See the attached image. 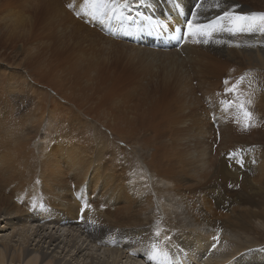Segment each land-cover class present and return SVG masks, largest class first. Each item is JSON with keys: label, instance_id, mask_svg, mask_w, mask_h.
Listing matches in <instances>:
<instances>
[{"label": "rangeland", "instance_id": "rangeland-1", "mask_svg": "<svg viewBox=\"0 0 264 264\" xmlns=\"http://www.w3.org/2000/svg\"><path fill=\"white\" fill-rule=\"evenodd\" d=\"M246 1L251 2L242 0L244 3ZM261 4H264V0H257V6ZM70 5L72 7H69ZM77 5V0H0V212L8 210L10 206L15 209L12 210L14 215L22 217L38 210L39 205L54 208L51 203L53 194L40 188L44 192L42 194L36 189L39 185H28L20 192L19 198V195L15 197L12 185L17 180L19 160L25 161L19 167L31 176L48 178L49 172L42 166V161L48 156V163L53 153L58 152L57 145H54L57 141L62 148V154H66L64 158L68 157V161H61L60 158L62 165L72 163L69 160L71 151L65 144L76 145L78 141L82 144L84 152L93 150L97 145L109 147L105 160L112 159L113 162L132 170H137L140 166H145L144 169L147 167L146 176L129 182L128 187L123 189L122 201L116 204L113 203L115 194L109 196L104 192V188L95 182L91 172L82 184H76L77 180L74 178L70 180L69 186L60 187L69 198L67 206L65 205L66 215L72 217L71 221L77 220L80 224L90 222L110 226L118 223L117 220L114 222L116 217L132 215L134 212L130 214L128 211L131 209L130 205L136 202L131 196L136 198L137 188L129 186L138 184L144 187L139 199L137 196L138 200L153 194L157 201L155 187L160 184L154 183L156 177L149 176L156 170L166 171L165 175H168V170L172 176L184 174L188 183H193L202 173V169H197V165H214L219 162L221 156H225L230 144L228 134L232 135V141H235L234 136L237 138L241 154L251 167L250 177L255 180L264 178L263 174L257 172L259 155L251 151L253 146L243 144L249 145L245 150L241 145L242 137L250 138L253 135L264 140V123L255 117L250 121L249 127H244V116L236 107L244 101L238 98V88L236 92H226L225 88L231 87L232 83L229 81L226 86L222 80L215 86V90L206 91L207 88L201 85V78L192 76L193 60L181 68L178 63L167 61V56L159 54L156 56L158 67L153 72H146L144 67L138 75L125 64L128 61L125 52L118 51L122 43L135 45L122 36L132 30L129 28L121 34L113 33L110 26H100L101 20L98 18L92 21L87 15L84 16ZM185 7L189 9L188 6ZM164 16L167 15L164 13ZM182 21L180 13L175 12L173 23L177 26L140 29L147 33L177 30L182 28ZM100 37L107 49H111L112 53L109 55L104 53L95 41ZM180 37L178 32L177 43ZM203 46L210 48L209 43ZM140 47L150 51L152 49L147 46ZM179 47L177 44L172 49L178 50ZM59 53L63 55L58 58ZM80 55L84 57V64L90 67V70L85 68L83 71L73 64L78 62ZM66 56H71L70 67H67L64 61ZM106 56L110 61L121 58L125 61H122L124 65L117 70H108L102 64V58ZM180 56L181 60L186 59L184 63L187 64L188 56L184 53ZM166 67H169L170 71L178 70L180 76L160 75L158 71ZM93 68L97 71L93 72ZM89 78L95 80L90 81ZM46 84L56 89L61 87L66 96L54 95V89L48 90ZM16 96L23 99L17 103V100H14ZM4 101H7L6 106ZM228 102L234 103L229 106ZM244 102L247 105L246 101ZM59 115L63 118L56 119ZM49 117L53 119H48ZM68 124L71 129L64 131L63 127ZM166 149L170 151H167V154ZM41 151L44 153L40 156ZM138 153H141V156ZM203 155L205 158H202ZM223 160L226 163L228 159ZM261 160H264V157ZM170 184V188L176 186L175 183ZM259 190V194H264V181ZM28 199L33 200L27 203ZM85 199L90 208L83 211V215L77 214L73 206ZM111 205L116 209L118 216L112 212ZM89 209L91 213H87ZM61 213L65 215L63 211ZM109 213L112 215L111 221L109 217L107 220L105 218V214ZM97 216H100L103 222L96 221ZM57 223L55 221L52 225L56 226ZM58 227V230L62 229ZM61 233L63 234L64 230ZM157 240L159 241L152 245V250L155 248L156 252L162 243L160 237ZM165 243L170 247L168 241ZM180 254H183V251L178 255ZM152 256L139 253L133 259H123L119 263L148 264Z\"/></svg>", "mask_w": 264, "mask_h": 264}, {"label": "bare ground", "instance_id": "bare-ground-1", "mask_svg": "<svg viewBox=\"0 0 264 264\" xmlns=\"http://www.w3.org/2000/svg\"><path fill=\"white\" fill-rule=\"evenodd\" d=\"M77 1V8L84 16L87 15L92 21L98 18L101 20L99 25H105L106 28L110 26L113 33L121 34L130 28L132 31L123 33L122 36L133 43L146 34L157 32H142L140 28L147 27L150 28L147 30H152V28L165 25L177 26L173 23L175 12H179L182 16L183 27L185 19H192V13L195 12L194 24L203 25L204 31L211 33L210 37L188 34L184 40L182 30L179 32L181 37L177 43L180 45L178 50L151 49L150 51L140 47L143 45L139 43L135 45L122 43L118 51L125 52L128 61L125 62L121 58L110 61L106 59L108 58L106 56L102 58V64L108 70H117L124 65L122 63L124 61L131 71L139 75L144 67L146 72H153L158 67V62H156L158 54L167 56V61H174L181 68L193 60L192 76L201 78V85L207 88L206 91L215 90V86L222 80L235 84L243 77L238 86L240 91L238 98L246 103L250 99L251 104L245 106L252 113L253 119L256 117L264 123V4L257 6V0H251L252 3L250 1L244 3L242 0H197L195 2L194 0H143V3L140 0H128L127 5L121 7L124 0ZM197 4L200 5L199 8L196 7ZM225 11L248 14L255 16L256 19L248 30L231 32L228 29L235 27L236 24L228 19H220ZM164 13L167 16H164ZM204 39L209 40V49L203 46L206 45L203 43ZM95 41L104 53L107 52L108 55L112 53L111 49H107L101 37L96 38ZM181 53L188 56L187 64L184 63L186 59L181 60ZM62 55L63 53H59L57 57ZM64 61L67 67L72 66L71 56H66ZM84 61V57L80 55L78 62L73 64L83 71L85 68L90 70ZM46 62L47 60L44 64ZM246 70L247 73H245ZM95 71L97 69L93 70ZM158 72L168 77L180 76L178 70L170 71L169 67ZM89 80L94 81L95 78H89ZM46 88L54 89L56 96H66L61 87L56 89L47 85ZM16 97L14 100H17V103L23 99L20 96ZM6 102H3L5 106ZM241 113L243 114L242 111ZM61 116L55 118H63ZM68 129H71L70 124L63 127L64 131ZM227 138L230 144L225 156H221L219 162L214 165L204 166L206 163L197 165L199 166L197 169H202V173L193 180V183H188L187 176L185 177L184 174L172 176L169 170L168 175H165L166 171L164 173L156 169L154 174L151 172L149 176L156 177L154 183L162 185L155 187L157 201L153 194L138 200L144 192V187L137 183L136 186H129L137 188L136 198L131 196L136 202L130 205L131 209L128 211L130 214L134 213L127 217H116L114 222L117 220L118 223L115 222L116 224L110 226L90 222L80 224L77 220L71 221L72 217L66 215L67 207H65L69 198L64 195L60 187L69 186L70 180L74 178L77 180L76 184H82L91 172L95 182L104 188V192L109 196L115 194L113 203L116 204L122 201L123 189L128 187L129 182L146 176L147 167L144 169L145 166L143 168L140 166L137 170H132V168L113 162L112 159L105 160L106 150H109V147L97 145L93 150L84 152L82 144L78 141L77 146L72 143L65 144L71 151L69 160L72 163L70 165L69 163L62 165L60 162V158L62 161L67 160L68 157L64 158L66 154H62L58 141L54 145H57L59 150L53 153L48 163L47 153L44 154L46 158L44 157L42 166L49 172L48 178L39 179L36 175L31 176L19 167L21 163H25L19 160L17 180L12 185L15 197L19 195L17 196L19 198L20 192H23L30 184L35 187L39 185L36 187L39 192H42L40 189L42 188L44 192L53 194L51 203L57 209L39 205L38 210L22 217L14 215L12 210L15 209L10 206L8 210L0 212V264H121L119 262L123 259L131 257L133 259L139 253L153 255L151 248L155 241L156 243L159 241L157 240L159 237L162 245L156 252L155 258L150 257L148 264H264V229L261 228L264 227V194H259V187L264 178L255 180L250 177L251 167L241 154L237 138L234 136L235 141H232L231 134H228ZM259 138L253 135L250 138L242 137L241 145L251 144V146L243 145L245 150L253 146L251 151L259 155L260 164L257 172L264 176V160H261L264 157V140ZM167 151L166 149V154ZM252 152L251 156L254 157ZM43 153L44 151H41L40 156ZM230 153L234 154L237 160H241L243 166L231 159ZM138 154L141 156V153ZM204 155L202 158H205ZM110 157L112 158V154ZM223 158L228 159L226 163ZM102 181H104L103 184ZM170 183H175L176 186L170 188ZM31 200L33 199H28L27 203ZM143 202L146 205L142 204ZM73 207L77 214L82 215L83 211L90 208L86 199L82 203H76ZM111 209L114 215L118 216L116 209L114 207ZM62 211L65 215L61 213ZM229 211L230 213H227ZM87 213H91V210L89 209ZM105 216L106 220L107 217L110 220L112 215L109 213ZM96 218V221H102L100 216ZM55 221L58 223L53 226ZM58 226L62 229L58 230L56 228ZM113 239L116 240L112 241ZM166 241L170 247L167 246ZM181 251L183 254L178 255Z\"/></svg>", "mask_w": 264, "mask_h": 264}, {"label": "snow or ice", "instance_id": "snow-or-ice-1", "mask_svg": "<svg viewBox=\"0 0 264 264\" xmlns=\"http://www.w3.org/2000/svg\"><path fill=\"white\" fill-rule=\"evenodd\" d=\"M87 2V0H86ZM128 0H124V4L120 5L121 7L126 6L127 5ZM141 3H143V0H140ZM69 7H72V5H70ZM197 8L200 7L199 4L196 5ZM114 11V9H113ZM196 19V13L193 12L192 13V19H189L186 23V29H187V34H192V35H203V36H211V33L204 31V26L198 23L194 24V20ZM220 19H228L230 22H234L236 24L235 27L229 28L228 31L231 32H235V31H244V30H248V28L251 26L252 23L255 22L256 17L255 16H250L248 14H244V13H236V12H228L225 11L223 13V16L220 17ZM214 31L216 29H213ZM199 42V41H197ZM217 43H221L220 41H216ZM203 43L207 44L209 43L208 39H204ZM243 77H241V79L239 81H237L235 84H232L231 87H226L225 91L229 92V93H233L236 92L239 84L242 82ZM225 85L227 86L229 84L228 80L224 81ZM222 103H225L222 101ZM229 106H231L232 103L234 102H228ZM247 104H251V100L249 99L247 101ZM236 107H238L242 112H243V116H244V127L247 128L250 126V121H252L253 119V115L252 113L248 110V108L245 106V102L241 101L240 103H238L236 105ZM230 158L233 160H236L237 163H240L241 166H243V163L241 160H237L235 155L230 153L229 154ZM231 186V185H230ZM157 235H159V233H157ZM156 255V251L154 248L153 251V256L151 258H155Z\"/></svg>", "mask_w": 264, "mask_h": 264}]
</instances>
